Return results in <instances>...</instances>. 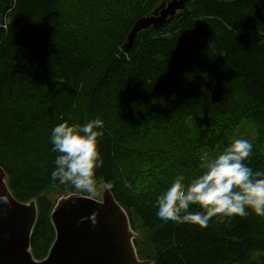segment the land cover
<instances>
[{
    "label": "trees",
    "instance_id": "trees-1",
    "mask_svg": "<svg viewBox=\"0 0 264 264\" xmlns=\"http://www.w3.org/2000/svg\"><path fill=\"white\" fill-rule=\"evenodd\" d=\"M163 1L0 0V167L18 201L37 203V260L56 239L47 194L86 195L51 180V130L99 117L98 185L112 184L133 230L139 221L154 264H264L263 217L167 224L155 216L157 194L123 192L128 162L168 121L188 124L152 159L188 173L200 150L214 155L229 143L224 118L254 124L264 139V0H190L187 17L141 33L124 53L136 22ZM245 164L264 178V158L252 152Z\"/></svg>",
    "mask_w": 264,
    "mask_h": 264
},
{
    "label": "clouds",
    "instance_id": "clouds-1",
    "mask_svg": "<svg viewBox=\"0 0 264 264\" xmlns=\"http://www.w3.org/2000/svg\"><path fill=\"white\" fill-rule=\"evenodd\" d=\"M104 121L96 117L85 124L64 121L51 130V152L56 153L51 180L71 185L74 190L94 195L97 191V170L103 164L99 145ZM253 144L235 138L222 151L200 156L201 172L182 187L177 178L155 201L156 218L167 224L188 223L207 227L212 217H246L250 212L264 217V178L245 164ZM112 184L106 185L111 189ZM6 193H0V205H10ZM97 214L90 219L95 225ZM81 223L83 220L80 221ZM139 256V254H138ZM140 258V256H139Z\"/></svg>",
    "mask_w": 264,
    "mask_h": 264
},
{
    "label": "water",
    "instance_id": "water-1",
    "mask_svg": "<svg viewBox=\"0 0 264 264\" xmlns=\"http://www.w3.org/2000/svg\"><path fill=\"white\" fill-rule=\"evenodd\" d=\"M189 1L164 0L153 13L139 19L123 46L124 53L133 49L141 33L187 17ZM8 180L0 167V193L11 201L0 205V264H154L139 258L129 216L105 185L101 200L69 193L55 202L51 212L55 242L44 259H35L31 240L38 219L37 203L18 201ZM93 213L97 214L95 225L87 219Z\"/></svg>",
    "mask_w": 264,
    "mask_h": 264
},
{
    "label": "rangeland",
    "instance_id": "rangeland-1",
    "mask_svg": "<svg viewBox=\"0 0 264 264\" xmlns=\"http://www.w3.org/2000/svg\"><path fill=\"white\" fill-rule=\"evenodd\" d=\"M188 123L183 120H171L164 124V129L161 133H153L149 139L147 146H142L136 152L133 158L137 156L135 162H128L126 170L124 172L125 179L122 182L123 192L129 196L137 195L141 193L143 195L151 194H161L166 191L168 187L177 179H181L182 187H186L192 179L199 175L201 171L199 165L192 172L188 173L182 169H178L169 162L158 161L155 162L152 159V149L160 142V140H169L178 137L181 129L185 127ZM219 133L227 137L230 142L235 138H244L249 140L253 144V153L256 157L264 158V139H260L257 127L254 124L242 123L240 125L234 126L232 120L229 118H224L220 120ZM165 144V143H164ZM212 154L208 150H200L199 157L204 154ZM216 154V153H215ZM261 178V177H259ZM86 196H91L96 200H101L103 194L102 185H98L97 191L94 195L86 193ZM55 202L63 197L64 194L54 192L53 194H47ZM264 218V217H263ZM137 230H134V244L136 251L141 256V260L149 261L153 254L152 247L146 241V235L140 228L139 221L134 218ZM136 229V228H135Z\"/></svg>",
    "mask_w": 264,
    "mask_h": 264
}]
</instances>
